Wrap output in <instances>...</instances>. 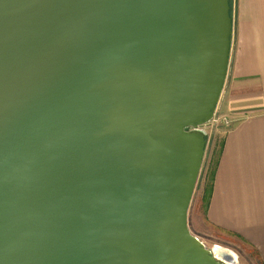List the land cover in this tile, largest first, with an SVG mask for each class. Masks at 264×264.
Masks as SVG:
<instances>
[{"label":"water","instance_id":"obj_1","mask_svg":"<svg viewBox=\"0 0 264 264\" xmlns=\"http://www.w3.org/2000/svg\"><path fill=\"white\" fill-rule=\"evenodd\" d=\"M231 36L229 0H0V264H236L188 227Z\"/></svg>","mask_w":264,"mask_h":264},{"label":"crops","instance_id":"obj_2","mask_svg":"<svg viewBox=\"0 0 264 264\" xmlns=\"http://www.w3.org/2000/svg\"><path fill=\"white\" fill-rule=\"evenodd\" d=\"M227 76L216 110L221 151L204 221L264 264V0H231ZM218 141V142H219Z\"/></svg>","mask_w":264,"mask_h":264},{"label":"rangeland","instance_id":"obj_3","mask_svg":"<svg viewBox=\"0 0 264 264\" xmlns=\"http://www.w3.org/2000/svg\"><path fill=\"white\" fill-rule=\"evenodd\" d=\"M217 111L219 112L218 109L216 112ZM218 112L216 115H221ZM204 128L207 131V142L202 166L204 162L207 163L209 161L213 149L217 148V143L220 139V135L217 133L218 128L212 124L211 121L205 124ZM198 180L188 208V227L191 232L197 235L209 248L214 244H219L234 251L237 255L236 264H257L256 252L253 249L244 247L243 244L238 241L235 242L229 240V238L220 237L221 235L215 233L214 229H211V227L204 221L205 206L201 203V190L197 189Z\"/></svg>","mask_w":264,"mask_h":264},{"label":"trees","instance_id":"obj_4","mask_svg":"<svg viewBox=\"0 0 264 264\" xmlns=\"http://www.w3.org/2000/svg\"><path fill=\"white\" fill-rule=\"evenodd\" d=\"M229 3L231 14V0H229ZM217 144L218 146L217 148L213 149L212 156L210 157L209 161L207 163L204 162L203 166L201 167L202 169L198 180L197 189L201 190L200 199L201 203H203L205 208L208 205L211 196L215 170L218 163V157L221 151L220 141Z\"/></svg>","mask_w":264,"mask_h":264},{"label":"built area","instance_id":"obj_5","mask_svg":"<svg viewBox=\"0 0 264 264\" xmlns=\"http://www.w3.org/2000/svg\"><path fill=\"white\" fill-rule=\"evenodd\" d=\"M216 113L214 114L211 120L212 124L214 125L223 124L225 126H228L230 124V120L226 116L216 115Z\"/></svg>","mask_w":264,"mask_h":264},{"label":"bare ground","instance_id":"obj_6","mask_svg":"<svg viewBox=\"0 0 264 264\" xmlns=\"http://www.w3.org/2000/svg\"><path fill=\"white\" fill-rule=\"evenodd\" d=\"M214 246V245H213ZM214 249H215V251L217 252V255L218 256H220V254H219V252H230L234 257H235V259H237V256H236V254L235 253H233L232 251H230V250H226L224 247L222 248V246H220L219 244H217V245H215L214 246ZM221 257V256H220Z\"/></svg>","mask_w":264,"mask_h":264}]
</instances>
